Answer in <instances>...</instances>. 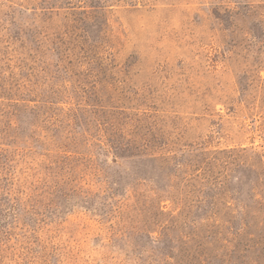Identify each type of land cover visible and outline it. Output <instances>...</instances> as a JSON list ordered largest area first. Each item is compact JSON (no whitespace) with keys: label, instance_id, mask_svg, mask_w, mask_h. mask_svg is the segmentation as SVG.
Segmentation results:
<instances>
[{"label":"rangeland","instance_id":"374dc122","mask_svg":"<svg viewBox=\"0 0 264 264\" xmlns=\"http://www.w3.org/2000/svg\"><path fill=\"white\" fill-rule=\"evenodd\" d=\"M0 212L7 262L264 264V0H0Z\"/></svg>","mask_w":264,"mask_h":264},{"label":"trees","instance_id":"16d2710c","mask_svg":"<svg viewBox=\"0 0 264 264\" xmlns=\"http://www.w3.org/2000/svg\"><path fill=\"white\" fill-rule=\"evenodd\" d=\"M125 154H126L125 152H122L121 150H117L113 153V156H115V158H123V159L130 158L131 155L125 157L123 156ZM148 173H151V178L149 179L150 181H154V182L160 181L161 174L156 177L155 172H149L148 170ZM168 177H171V175ZM117 183H119V185L125 186L120 182ZM163 192H165V188ZM29 215L30 212H0V264H10L12 262H13L12 264H25V259L22 258L23 256H19L17 255V253L14 254L17 258L15 262L14 261L7 262V260L9 258L10 251L11 250L12 251L14 250V252L16 251L15 249L19 244L17 237L24 239L25 236L28 234V232H25L24 229L33 227V225L30 224V221L35 224L32 218H29L28 220ZM21 226L23 227L20 228ZM17 230H22L23 231L22 233H25L26 235L15 233ZM20 248L21 250H25V247H20Z\"/></svg>","mask_w":264,"mask_h":264}]
</instances>
